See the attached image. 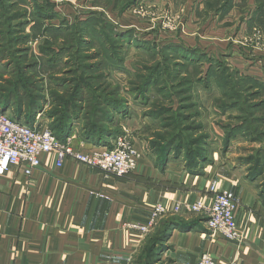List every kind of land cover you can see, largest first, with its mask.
Listing matches in <instances>:
<instances>
[{"label": "rangeland", "instance_id": "1", "mask_svg": "<svg viewBox=\"0 0 264 264\" xmlns=\"http://www.w3.org/2000/svg\"><path fill=\"white\" fill-rule=\"evenodd\" d=\"M7 107L77 148L126 136L161 172L232 171L264 209V0H0ZM176 226L131 264H176Z\"/></svg>", "mask_w": 264, "mask_h": 264}, {"label": "crops", "instance_id": "2", "mask_svg": "<svg viewBox=\"0 0 264 264\" xmlns=\"http://www.w3.org/2000/svg\"><path fill=\"white\" fill-rule=\"evenodd\" d=\"M55 161L53 154L46 156L29 176L19 166L0 175V264H131L148 236L130 225H145L156 205L168 212L157 226L173 218L190 231L169 237L176 264H197L204 253L221 264H264V209L232 171L161 172L140 156L134 172L116 177L70 159L57 168ZM212 181L239 201L241 243L211 236L203 219L188 211L190 203L208 197Z\"/></svg>", "mask_w": 264, "mask_h": 264}, {"label": "built area", "instance_id": "3", "mask_svg": "<svg viewBox=\"0 0 264 264\" xmlns=\"http://www.w3.org/2000/svg\"><path fill=\"white\" fill-rule=\"evenodd\" d=\"M50 154L55 156L57 168L62 167L66 159H70L116 177H124L134 172L140 159V154L126 136L111 140L109 146H96L85 151L74 147L71 137L61 142L50 130L26 125L11 111L0 109V175L11 166H19L29 176L40 167L43 158ZM208 193V197L189 205L190 213L203 220L207 219L204 225L211 236L241 243L243 235L235 220V211L239 204L237 198L229 191L219 190L216 181H212ZM178 210L179 207L176 206L174 211ZM167 213L162 205H156L151 209L145 225L135 224L130 225V228L146 237L155 230L158 221ZM197 264L221 263L204 253Z\"/></svg>", "mask_w": 264, "mask_h": 264}, {"label": "trees", "instance_id": "4", "mask_svg": "<svg viewBox=\"0 0 264 264\" xmlns=\"http://www.w3.org/2000/svg\"><path fill=\"white\" fill-rule=\"evenodd\" d=\"M5 109H7V110H5ZM2 111H11L14 115H16L15 113H14V111H12V109H10L9 108V110H8V107L7 108H4V109H1ZM119 110H124V107H121L120 106V108H119ZM17 117V116H16ZM18 119V118H17ZM18 120H20V118L18 119ZM51 132H52V134L56 137V139H58L59 141H61V142H64L67 138H70L72 135L70 134V135H61L60 134V131H56V130H50ZM89 137H88V140H93V139H91L90 138V135H88ZM97 137V136H96ZM103 137V136H102ZM99 138V137H98ZM112 139H109V140H107L106 142H104V143H102L101 145H102V147L103 146H109L110 145V141H111ZM94 142V141H93ZM98 142H95V144H94V147H96L95 145L97 144ZM101 143V142H100ZM100 144H98L97 145V147H99V146H101ZM165 223H167V226L170 228L169 230H172V229H174L175 228V225L176 224H174V219L173 218H171V219H168V220H166V221H164ZM162 223V221L160 222V224ZM159 224V225H160ZM158 225V226H159ZM176 227H180V226H176ZM158 227H156L155 228V230L157 229ZM154 230V231H155ZM168 230V231H169ZM154 231L152 232V233H154ZM146 244H147V241H146ZM146 244L144 245V247H143V249L141 250V252H140V254L138 255V256H141L142 254H143V252L145 251V249H146Z\"/></svg>", "mask_w": 264, "mask_h": 264}, {"label": "water", "instance_id": "5", "mask_svg": "<svg viewBox=\"0 0 264 264\" xmlns=\"http://www.w3.org/2000/svg\"><path fill=\"white\" fill-rule=\"evenodd\" d=\"M203 221H204V222H206V221H207V219H204Z\"/></svg>", "mask_w": 264, "mask_h": 264}]
</instances>
